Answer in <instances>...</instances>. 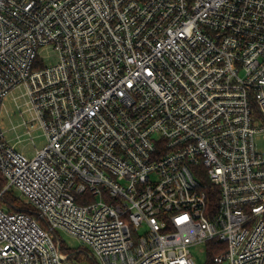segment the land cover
Here are the masks:
<instances>
[{"label": "built area", "instance_id": "1", "mask_svg": "<svg viewBox=\"0 0 264 264\" xmlns=\"http://www.w3.org/2000/svg\"><path fill=\"white\" fill-rule=\"evenodd\" d=\"M261 144L264 0H0V172L37 211L0 207V264H77L58 232L100 264H264Z\"/></svg>", "mask_w": 264, "mask_h": 264}, {"label": "rangeland", "instance_id": "2", "mask_svg": "<svg viewBox=\"0 0 264 264\" xmlns=\"http://www.w3.org/2000/svg\"><path fill=\"white\" fill-rule=\"evenodd\" d=\"M51 56L53 61L57 60V54L51 53ZM23 94L24 90H15L5 99L1 115V128L6 139L18 151L32 159L36 156L37 151L46 146L47 139L35 113L26 104L27 98H24ZM260 147L264 148V144H261ZM14 192L19 198L23 199L18 191ZM23 200L25 201V199ZM2 210L8 211V208L2 206ZM56 239L60 240L63 250H67L66 253L71 255L72 260L77 264H100L92 250L83 246L77 238L58 232L56 233ZM190 250L197 264L210 263L204 245L192 246Z\"/></svg>", "mask_w": 264, "mask_h": 264}, {"label": "trees", "instance_id": "3", "mask_svg": "<svg viewBox=\"0 0 264 264\" xmlns=\"http://www.w3.org/2000/svg\"><path fill=\"white\" fill-rule=\"evenodd\" d=\"M7 187V180L4 178L2 173L0 172V207L5 206L8 208L10 212H26L33 217H37V211L30 205L29 203L25 202L23 199L19 198L15 194L14 189H8L5 191ZM216 197L211 198L210 202H212L213 206L216 203ZM209 253H210V262L218 255L217 252L214 251L215 245L209 244Z\"/></svg>", "mask_w": 264, "mask_h": 264}, {"label": "crops", "instance_id": "4", "mask_svg": "<svg viewBox=\"0 0 264 264\" xmlns=\"http://www.w3.org/2000/svg\"><path fill=\"white\" fill-rule=\"evenodd\" d=\"M12 145V144H11ZM14 146V145H13ZM15 147V146H14ZM17 150V149H16ZM18 151V150H17ZM20 152V151H19ZM22 153V152H21Z\"/></svg>", "mask_w": 264, "mask_h": 264}]
</instances>
